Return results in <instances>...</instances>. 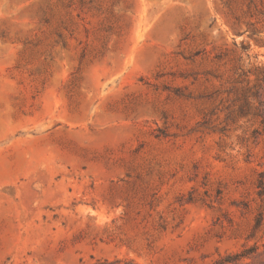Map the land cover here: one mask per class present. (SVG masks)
<instances>
[{
    "label": "rangeland",
    "instance_id": "374dc122",
    "mask_svg": "<svg viewBox=\"0 0 264 264\" xmlns=\"http://www.w3.org/2000/svg\"><path fill=\"white\" fill-rule=\"evenodd\" d=\"M0 264H264V0H0Z\"/></svg>",
    "mask_w": 264,
    "mask_h": 264
}]
</instances>
